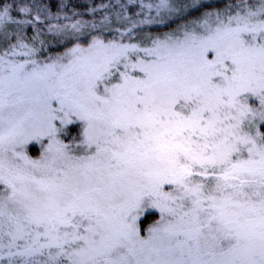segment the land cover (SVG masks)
Returning a JSON list of instances; mask_svg holds the SVG:
<instances>
[{
  "label": "snow or ice",
  "instance_id": "1",
  "mask_svg": "<svg viewBox=\"0 0 264 264\" xmlns=\"http://www.w3.org/2000/svg\"><path fill=\"white\" fill-rule=\"evenodd\" d=\"M14 6L0 2V24L15 22ZM233 7L229 26L179 66L140 65L144 76L134 77L127 64L120 71L117 53L86 65L71 92L45 97L30 138L51 137L63 113L68 124L72 116L86 124L95 154L47 178L11 166L5 173L0 160V260L264 264V0ZM117 73L120 83L109 87ZM6 107L0 96V121ZM17 135L15 125L0 130V148ZM157 208L171 219L152 229L159 242L139 259L127 242L138 238L139 214Z\"/></svg>",
  "mask_w": 264,
  "mask_h": 264
},
{
  "label": "rangeland",
  "instance_id": "2",
  "mask_svg": "<svg viewBox=\"0 0 264 264\" xmlns=\"http://www.w3.org/2000/svg\"><path fill=\"white\" fill-rule=\"evenodd\" d=\"M60 1L62 3V0ZM130 1L138 5L134 9L135 12L145 13L141 16L137 26L145 22H151L155 18L156 12H149V3L143 0ZM29 3L27 6H21L27 8V12L48 19H65L66 11L63 10V7L59 8L57 12H50L47 11L46 5L38 0H30ZM236 3H238V0H230L222 7L206 12L201 17L192 19L176 28L172 35L165 38L151 39L145 43L134 42L127 38L134 31V26H131L118 31L120 36L125 37V39L100 40L94 38L86 44L74 45L64 55L52 59L37 60L29 55V51L18 48L1 52L0 96L6 104H11L13 107H6L3 110L0 130L7 131L11 125H15L18 133L14 143H6L0 148V160L4 163L5 173H7L8 167L11 166L24 173L47 178L54 173L55 169L70 170L74 166L86 162L87 157L95 154V146L92 148L87 146L83 137V129L86 124L75 116L70 117L74 123L68 124L61 119L63 113H57L58 118L52 121L55 132L51 137L45 135L39 140L30 138L39 127L41 115L44 111L45 97L52 92L61 94L71 92L73 81L86 71V65L99 62L106 57L110 58L117 53H120V71H124L127 64L129 65V74L134 77L143 78L144 74L138 70L140 65L179 66L182 62L191 58L192 53L197 50V46L202 42L210 37L215 38L218 32H222L229 26V11L231 15H235L236 9L233 7L229 10L228 5H235ZM103 6L107 5L102 2L92 6L88 9V13H92ZM45 13H47V16H45ZM230 26L234 28L236 24L233 22ZM208 58L211 59L212 57L209 56ZM132 64H137V69H132L130 67ZM117 83H120L118 73L116 78H109L108 86L111 87ZM9 92L12 93L11 96ZM100 92H103V86H101ZM253 99L249 98L248 105L257 108L259 102L258 100L253 102ZM52 107L58 108L59 105L53 101ZM72 126H77L79 130L77 132L78 136H73L74 139H71V141L73 140L70 143L71 148H76V145H79L77 149L84 151L79 152L80 154L70 150L68 147L70 141H65V138L70 135L66 130ZM32 152L35 154H32ZM3 189L4 185H0V193ZM169 190L170 186H165V191ZM3 199V195L0 194V200ZM144 212L146 211H142L138 218ZM150 212L155 214L154 225L150 228L142 226L144 230L142 234L136 224L137 218L135 226L138 238L127 242L130 248L137 250L139 259L144 258V254L140 253L141 249H146L159 242L162 233H153L152 229L163 228L171 219L166 212H161L158 208L152 209ZM141 240L149 243L141 244ZM4 251L6 252L7 249ZM0 264H7L6 256L0 260Z\"/></svg>",
  "mask_w": 264,
  "mask_h": 264
},
{
  "label": "trees",
  "instance_id": "3",
  "mask_svg": "<svg viewBox=\"0 0 264 264\" xmlns=\"http://www.w3.org/2000/svg\"><path fill=\"white\" fill-rule=\"evenodd\" d=\"M29 1L0 0L15 5L9 10L15 22L0 24V32L12 36L10 41L0 40V53L18 48L29 51V55L37 60L52 59L64 55L74 45L86 44L94 38L125 39L118 31L131 26H134V31L127 38L134 42L145 43L151 39L172 35L176 28L201 17L206 12L222 7L230 0H143L149 3V12H156V15L154 21L139 26H137L138 22L145 13L135 12L134 9L138 5L130 0H62V3L60 0H38L45 4L47 11L50 12H57L63 7L66 11L65 19L57 18V20L40 17L30 12L20 13L18 9L22 5H29ZM102 2L107 6L88 13L90 7ZM17 36L21 38L18 40ZM78 130L77 126L69 127L66 131L70 135L65 138V141H70L69 149L76 151V154L84 152L77 149L79 145L71 148L70 143L73 141L71 139H74L73 136L77 135ZM154 216L155 214L146 211L138 218L136 224L142 234L144 233L142 226L150 228L154 225Z\"/></svg>",
  "mask_w": 264,
  "mask_h": 264
}]
</instances>
